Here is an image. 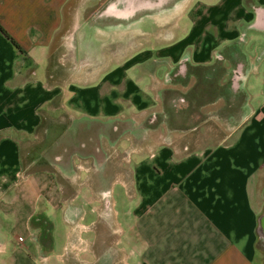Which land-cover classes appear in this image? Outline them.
<instances>
[{
    "label": "crops",
    "instance_id": "obj_1",
    "mask_svg": "<svg viewBox=\"0 0 264 264\" xmlns=\"http://www.w3.org/2000/svg\"><path fill=\"white\" fill-rule=\"evenodd\" d=\"M81 2L0 0V264H264V0L72 60Z\"/></svg>",
    "mask_w": 264,
    "mask_h": 264
},
{
    "label": "rangeland",
    "instance_id": "obj_2",
    "mask_svg": "<svg viewBox=\"0 0 264 264\" xmlns=\"http://www.w3.org/2000/svg\"><path fill=\"white\" fill-rule=\"evenodd\" d=\"M126 1L82 0L81 5L89 8H87V13L80 15L79 25L82 28L81 32L84 33V30L87 39H91L93 42L90 41V43L94 44L85 47L84 50L86 51L82 52V56H79L80 52L77 53L76 51L77 56L74 52H69V54L67 52L68 57H71L72 60L73 58L79 60L81 57L88 59L90 57L88 56L89 49L96 50L93 53L97 52L99 56H102L107 51L106 41L110 39L106 35H111L110 37L113 38L115 53L119 52L122 48L121 45L126 46L125 43L130 45L131 53L143 47L153 48L161 39L169 37L170 30L175 26L190 0H165L159 4L155 2L158 0ZM118 44L119 49L116 46ZM95 45L98 47H95ZM54 64L56 63H52V65ZM65 64L67 69H78L81 66L85 70H90L101 67V62L90 61L74 62L66 60ZM85 74L89 75V73ZM60 118L65 120L67 115Z\"/></svg>",
    "mask_w": 264,
    "mask_h": 264
},
{
    "label": "trees",
    "instance_id": "obj_3",
    "mask_svg": "<svg viewBox=\"0 0 264 264\" xmlns=\"http://www.w3.org/2000/svg\"><path fill=\"white\" fill-rule=\"evenodd\" d=\"M0 30H1V32H3L4 34H5V36L10 40V41H12L16 46H18L17 45V43H16V41L9 35V33L0 25Z\"/></svg>",
    "mask_w": 264,
    "mask_h": 264
},
{
    "label": "flooded vegetation",
    "instance_id": "obj_4",
    "mask_svg": "<svg viewBox=\"0 0 264 264\" xmlns=\"http://www.w3.org/2000/svg\"><path fill=\"white\" fill-rule=\"evenodd\" d=\"M127 1H129V0H127ZM126 1V2H127ZM142 0H140V2H141ZM163 1H165V0H158V1H155V2H157V4H159V3H162ZM122 12V11H121Z\"/></svg>",
    "mask_w": 264,
    "mask_h": 264
},
{
    "label": "built area",
    "instance_id": "obj_5",
    "mask_svg": "<svg viewBox=\"0 0 264 264\" xmlns=\"http://www.w3.org/2000/svg\"><path fill=\"white\" fill-rule=\"evenodd\" d=\"M22 240L21 239H19V242H21Z\"/></svg>",
    "mask_w": 264,
    "mask_h": 264
}]
</instances>
